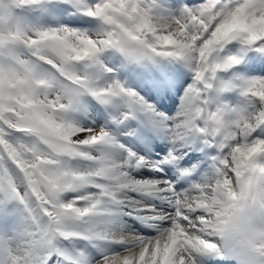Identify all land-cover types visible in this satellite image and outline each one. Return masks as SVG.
<instances>
[{"label": "snow or ice", "instance_id": "6c2138e0", "mask_svg": "<svg viewBox=\"0 0 264 264\" xmlns=\"http://www.w3.org/2000/svg\"><path fill=\"white\" fill-rule=\"evenodd\" d=\"M0 264H264V0H0Z\"/></svg>", "mask_w": 264, "mask_h": 264}]
</instances>
